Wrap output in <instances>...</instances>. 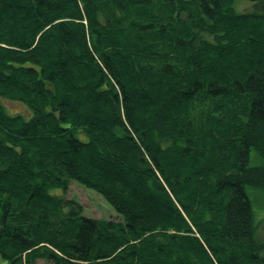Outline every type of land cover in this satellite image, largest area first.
<instances>
[{"label": "trees", "instance_id": "obj_1", "mask_svg": "<svg viewBox=\"0 0 264 264\" xmlns=\"http://www.w3.org/2000/svg\"><path fill=\"white\" fill-rule=\"evenodd\" d=\"M243 1L0 0V264H264V0Z\"/></svg>", "mask_w": 264, "mask_h": 264}, {"label": "rangeland", "instance_id": "obj_2", "mask_svg": "<svg viewBox=\"0 0 264 264\" xmlns=\"http://www.w3.org/2000/svg\"><path fill=\"white\" fill-rule=\"evenodd\" d=\"M237 11L246 13L252 11L254 4L252 2L236 0L234 4ZM8 109L12 113L22 112V108L18 105L7 104ZM263 161L255 153L251 156V165H260ZM61 191L62 190H57ZM54 194H59V193ZM249 196L254 204L256 211V222L258 224V232L261 239H264V195L254 189H249ZM68 199H75L84 209L87 217L92 219L118 220L115 211L107 204V202L97 192L92 189L85 188L76 182H72L67 192ZM35 264H53L39 259Z\"/></svg>", "mask_w": 264, "mask_h": 264}]
</instances>
